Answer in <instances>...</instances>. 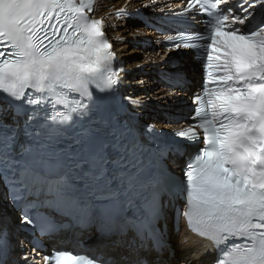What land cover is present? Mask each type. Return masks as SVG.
<instances>
[{"label":"snow or ice","instance_id":"6c2138e0","mask_svg":"<svg viewBox=\"0 0 264 264\" xmlns=\"http://www.w3.org/2000/svg\"><path fill=\"white\" fill-rule=\"evenodd\" d=\"M148 7L184 25L160 43L200 68L170 139L135 128L94 0H0V203L15 214H0V264L40 259L17 233L76 232L91 256L55 248L43 264H169L173 215L211 245L187 264H264V0Z\"/></svg>","mask_w":264,"mask_h":264},{"label":"bare ground","instance_id":"6f19581e","mask_svg":"<svg viewBox=\"0 0 264 264\" xmlns=\"http://www.w3.org/2000/svg\"><path fill=\"white\" fill-rule=\"evenodd\" d=\"M165 1L171 4L169 2L170 0ZM150 2L151 0H118L116 2H109L106 4L109 7L112 4H115L117 7L116 9H111L110 7V9L107 11H102L100 9V4L97 6V10L94 13L96 17H103L105 21V30L109 32L111 37L114 36L117 38L116 43L120 46V49L123 52V54H121L123 56L122 59L118 51V57L123 61L119 63V76L123 77L125 82L128 83L132 88L135 87L139 92L138 95L143 96V94H146L147 91L149 92L151 89H155L153 91V96L150 97L151 99H155V102L153 101L149 103L146 101L145 97H141V99L138 97V95L136 96V99L149 105L150 111L147 112L149 119H152L155 116H158L159 118L164 116L162 119H165V113L173 115L176 113L175 111L179 107L184 108L186 106V100H180L179 102H176L175 96L170 94L164 83H161V85L156 83L155 79L158 78V74H167L168 72H180L183 75L186 74V79L183 80V83L187 82L185 87L188 89L182 92V95L186 96L187 92L196 88L200 79V68L198 66H194L192 56L186 57L175 54L172 58H170L163 53L161 46H159L161 45L160 42L163 41L162 37L173 33L171 30L167 31L166 34L157 35L156 30L146 29L143 22L139 25L136 23L138 26L131 28V24H133L132 22L139 21H129L123 17H116V12L118 10L134 11L150 16L158 14L155 12L156 10L154 11L152 8L148 7ZM161 5L162 4L159 6L162 8L163 6ZM141 43H143V46ZM129 47H131L130 50H128ZM125 54H127L126 58ZM140 56L142 57L141 60L137 61V59H140ZM133 60L136 61H134V63L125 65L126 61L129 62ZM173 64H178V66L174 68L172 66ZM174 91H176V89H174ZM165 93H168V95L165 96ZM153 110H155L157 113H155ZM139 122L145 123V120L139 119ZM163 122L164 121H158V125H156H160L159 127H168V130H172V127H176L178 124L182 125L185 123L183 119H181L180 123L178 124L169 123L168 121H165L166 123ZM0 214H7L13 217L15 215L12 213L11 209L7 208V206L3 203H0ZM171 239L174 242L176 248L174 251V256L169 259V263H175L178 259H183V262H186V258L187 260L196 259V254L192 250L193 247H195L197 250H199L202 245H206L209 248L211 247L207 240H204L188 231L183 223L181 230L178 233L171 234ZM182 241H187V243L182 245ZM200 261L209 262L210 257L208 255H204L200 257Z\"/></svg>","mask_w":264,"mask_h":264},{"label":"rangeland","instance_id":"374dc122","mask_svg":"<svg viewBox=\"0 0 264 264\" xmlns=\"http://www.w3.org/2000/svg\"><path fill=\"white\" fill-rule=\"evenodd\" d=\"M155 2H157V0H155ZM157 4H158V2H157ZM130 23V22H129ZM133 24H131V28L132 27H136V26H138L137 24H140V23H137V22H132ZM137 23V24H136ZM108 35H109V37H110V42L114 45V49H115V51H116V53H117V55H118V51H119V53H120V56L122 57V59H123V56L121 55V54H123V52L121 51V49H120V46L119 45H117V38L116 37H114V36H112L111 37V35L109 34V32H108ZM114 38V39H113ZM116 39V40H115ZM142 44V46H143V43H141ZM131 49V47H129L128 48V50H130ZM126 56H127V54H125V58H126ZM141 56H140V59H137V61H139V60H141ZM118 60H119V62H123L121 59H119L118 58ZM127 60V59H126ZM134 61H136V60H133V61H126L125 62V65H127V64H131V63H134ZM151 69V68H150ZM146 70H149V69H146ZM142 76V75H141ZM144 82V81H143ZM145 83V82H144ZM155 87H157V86H155ZM155 89H151V91H147L146 92V94H143V96L142 95H138L139 93H137V95H138V97H145L146 98V101H148L149 103H151V102H155V99H151L150 97L151 96H153V91H154ZM149 93V94H148ZM142 99V98H141ZM153 111H155V110H153ZM155 113H157L156 111H155ZM154 118V119H153ZM152 119H149L148 118V120H155V124H157V122L158 121H161V119L162 118H164V116H162L161 118H159L158 116H155V117H153ZM158 119V120H157ZM158 125V124H157ZM160 126V125H159Z\"/></svg>","mask_w":264,"mask_h":264}]
</instances>
